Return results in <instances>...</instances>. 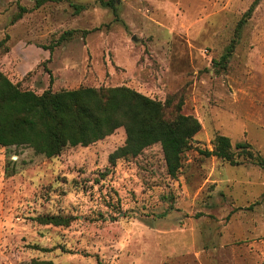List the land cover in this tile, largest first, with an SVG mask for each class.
Returning <instances> with one entry per match:
<instances>
[{
    "label": "rangeland",
    "instance_id": "1",
    "mask_svg": "<svg viewBox=\"0 0 264 264\" xmlns=\"http://www.w3.org/2000/svg\"><path fill=\"white\" fill-rule=\"evenodd\" d=\"M253 1L0 0L22 89L128 86L201 123L177 176L160 143L112 162L124 127L51 158L0 145V264H264V169L200 152L224 134L264 158V0L236 32Z\"/></svg>",
    "mask_w": 264,
    "mask_h": 264
},
{
    "label": "trees",
    "instance_id": "2",
    "mask_svg": "<svg viewBox=\"0 0 264 264\" xmlns=\"http://www.w3.org/2000/svg\"><path fill=\"white\" fill-rule=\"evenodd\" d=\"M49 1L36 0V7ZM115 0H101L102 5L112 6ZM260 0H254L237 24L239 32L255 10ZM20 16V15H19ZM21 17V16H20ZM67 31L49 46L52 51L73 34ZM8 37V36H7ZM6 37V38H7ZM235 40L222 59L227 60L235 47ZM5 38L0 40V50H8ZM180 108V107H179ZM165 104L128 86L94 87L52 90L42 93L22 89L0 70V145L4 147L26 145L38 154L55 157L68 146H88L112 134L117 128L126 130L125 144L110 154L115 162L120 157H136L146 147L160 143L167 171L177 176L183 165V153L192 145L201 123L181 112L168 119ZM239 150V151H236ZM205 156H216L233 165L251 159L264 169V158L247 142L233 143L224 134L216 136L212 149H200ZM42 223L61 225L68 221L61 215L41 217ZM30 264H56L52 260L32 259Z\"/></svg>",
    "mask_w": 264,
    "mask_h": 264
}]
</instances>
